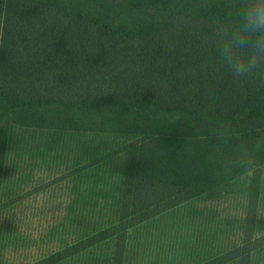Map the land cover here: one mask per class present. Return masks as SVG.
<instances>
[{
  "label": "trees",
  "instance_id": "1",
  "mask_svg": "<svg viewBox=\"0 0 264 264\" xmlns=\"http://www.w3.org/2000/svg\"><path fill=\"white\" fill-rule=\"evenodd\" d=\"M249 2L0 0V190L13 151L66 161L75 182V236L30 264H148L146 240L201 216L197 202L243 213L203 220L175 264H256L264 56L240 79L225 62L226 45L252 56L254 36L232 43Z\"/></svg>",
  "mask_w": 264,
  "mask_h": 264
},
{
  "label": "rangeland",
  "instance_id": "2",
  "mask_svg": "<svg viewBox=\"0 0 264 264\" xmlns=\"http://www.w3.org/2000/svg\"><path fill=\"white\" fill-rule=\"evenodd\" d=\"M16 153L9 154L0 190V264H30L43 254L59 250L72 240L77 231L75 182L70 163H61L59 158L47 162L24 156L17 159ZM193 208L201 216L189 217L187 224L181 226L177 218L183 217L180 213L170 220L175 224L171 235L167 230L162 231L164 235H160L161 240L157 243H153L152 239L146 240L148 264L165 255L173 256L174 264L183 260L184 254L191 249L194 237L206 229L203 220L217 221L243 213L239 204L228 202H197ZM192 213L190 215H196L194 211ZM193 220L200 221V224L192 231L190 222ZM145 232L146 235L155 234L151 229H145ZM143 233L139 234L142 240L146 236ZM256 264H264V253Z\"/></svg>",
  "mask_w": 264,
  "mask_h": 264
},
{
  "label": "clouds",
  "instance_id": "3",
  "mask_svg": "<svg viewBox=\"0 0 264 264\" xmlns=\"http://www.w3.org/2000/svg\"><path fill=\"white\" fill-rule=\"evenodd\" d=\"M256 33H261V35H255ZM253 36V53L247 61L233 58L232 46H225V52L228 53L225 62L231 67L235 79L251 74L257 68L259 58L264 56V0H250L244 9L243 23L234 33L232 43L243 48Z\"/></svg>",
  "mask_w": 264,
  "mask_h": 264
}]
</instances>
